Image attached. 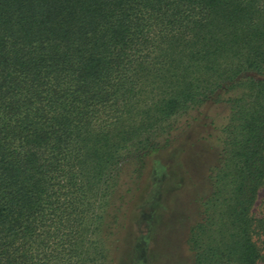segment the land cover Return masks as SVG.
Here are the masks:
<instances>
[{
  "label": "trees",
  "instance_id": "16d2710c",
  "mask_svg": "<svg viewBox=\"0 0 264 264\" xmlns=\"http://www.w3.org/2000/svg\"><path fill=\"white\" fill-rule=\"evenodd\" d=\"M200 114L190 264H257L264 0H0V264H115L146 160Z\"/></svg>",
  "mask_w": 264,
  "mask_h": 264
},
{
  "label": "rangeland",
  "instance_id": "374dc122",
  "mask_svg": "<svg viewBox=\"0 0 264 264\" xmlns=\"http://www.w3.org/2000/svg\"><path fill=\"white\" fill-rule=\"evenodd\" d=\"M208 117L218 115L211 107ZM173 145L154 152L146 160L138 180L115 252V264H190L186 239L189 227L200 214V200L210 191V169L216 164L217 149L209 138L210 119L204 114ZM154 160L162 167L155 171ZM264 211V183L251 212ZM257 243H260V239ZM257 264H264V250Z\"/></svg>",
  "mask_w": 264,
  "mask_h": 264
}]
</instances>
